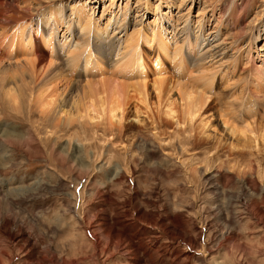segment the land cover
<instances>
[{"label":"rangeland","instance_id":"374dc122","mask_svg":"<svg viewBox=\"0 0 264 264\" xmlns=\"http://www.w3.org/2000/svg\"><path fill=\"white\" fill-rule=\"evenodd\" d=\"M22 1L17 0L20 6ZM36 2L24 23L54 18L61 27L63 20L49 11L62 4L66 15L69 8L83 7L82 23L94 18L100 28L117 19L131 37L141 27L151 35L162 13L171 55L187 26L192 36H201L202 47L214 45L218 34L216 52L225 53L208 59L204 68L218 66L211 70L216 76L211 95L218 100L212 108L248 97L254 110L248 116L257 114L264 127V96L249 95V58L264 64V0ZM123 27L117 37L124 44ZM258 28L259 41L249 50ZM112 29L118 25L110 34ZM62 32L57 31L59 40ZM155 56L154 49L148 51L144 64L150 71ZM163 61V76L190 80ZM96 67L89 71L96 73ZM240 102L235 112L244 119L249 108ZM134 106L131 99L124 133L82 131L75 122L52 130L37 114L0 112V264H264V136L256 137V148L249 135L231 139L216 114L203 136L198 129L188 138L164 117L155 131L143 107L135 122ZM34 129L52 136L39 143Z\"/></svg>","mask_w":264,"mask_h":264},{"label":"bare ground","instance_id":"6f19581e","mask_svg":"<svg viewBox=\"0 0 264 264\" xmlns=\"http://www.w3.org/2000/svg\"><path fill=\"white\" fill-rule=\"evenodd\" d=\"M23 1L24 5L20 6L17 0H0V112L7 111L16 115L25 113L28 117L37 114L52 130L60 129V126L69 129L75 122L78 130L82 131L96 128L110 133L117 129L119 133H124L130 109L128 107L127 110V106L134 99L135 122L139 123L137 114H140V107H143V113L145 112L155 131L159 130L158 122L164 117L183 133L189 134L188 138L198 129L199 136H203L212 128L211 121H216L214 117L217 115V122H220L231 139L237 135H249L255 145L256 137L264 136V127L256 118L257 114L248 116L253 110L248 106L252 101L250 98L241 99L238 94V97L232 98L234 102L225 103L223 108L216 111L212 108V103L218 100L211 95L216 77L211 70L214 69L215 72L218 66L213 68L211 65L210 71L204 68L208 59L220 58L225 53L218 52V34L213 37L214 45L202 47L205 42L201 45V36H192L187 26L183 28V43H179L180 48L174 49L171 55L168 51L170 32L166 31L159 20L162 13L159 14L158 23L152 28L151 35L141 27L137 35L135 30L131 37L125 34L127 27L119 26L117 19L108 20L100 28L94 18L88 17V22L82 23L84 14L87 16L83 7L69 8L66 15L62 4L49 11L57 12L55 18L63 20L61 27L57 26L54 18L46 21L31 19L28 22L30 24H26L24 20L31 16L30 9L40 3L36 2L39 0ZM50 1L60 3L64 0ZM115 25H118V30L112 29L110 34L108 29ZM222 26L221 24L218 33L222 32ZM121 27L124 44L123 41L120 42L121 37H117ZM59 29H63L60 40L57 34ZM260 34L259 28L254 31L253 40L247 43L249 50H254ZM176 45L178 42L175 41ZM151 49L156 52V59L152 63L154 70L150 71L145 60ZM260 50L262 47L258 48ZM159 55L171 61L177 70L189 74L190 80L181 82L163 76L161 69L164 61L160 60ZM249 62L253 78V88L249 95L262 97L264 64L257 66L252 58H249ZM91 65L97 66L96 73L89 71ZM104 66H108V70ZM148 69L153 75V79L149 81ZM80 101L83 103L80 104ZM235 102L249 108L244 113V119L238 118ZM78 104H83V109L82 106L81 109L78 108ZM31 135L36 136L39 143L52 136L50 133L41 137L36 129L32 130ZM2 138L9 140L11 137L2 135ZM199 144L200 142L197 145Z\"/></svg>","mask_w":264,"mask_h":264}]
</instances>
